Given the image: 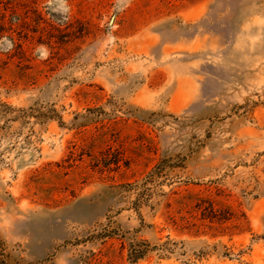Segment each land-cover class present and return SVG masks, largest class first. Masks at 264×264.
Returning a JSON list of instances; mask_svg holds the SVG:
<instances>
[{
    "label": "rangeland",
    "instance_id": "obj_1",
    "mask_svg": "<svg viewBox=\"0 0 264 264\" xmlns=\"http://www.w3.org/2000/svg\"><path fill=\"white\" fill-rule=\"evenodd\" d=\"M0 264H264V0H0Z\"/></svg>",
    "mask_w": 264,
    "mask_h": 264
},
{
    "label": "trees",
    "instance_id": "obj_2",
    "mask_svg": "<svg viewBox=\"0 0 264 264\" xmlns=\"http://www.w3.org/2000/svg\"><path fill=\"white\" fill-rule=\"evenodd\" d=\"M132 254H134V253L131 252V253L129 254V259L132 258V259H131L132 262H136V260L139 258V256H141V255H137V254H134V255H132Z\"/></svg>",
    "mask_w": 264,
    "mask_h": 264
}]
</instances>
